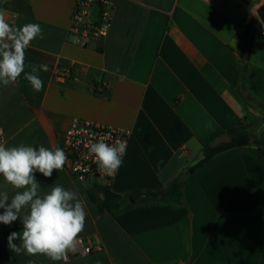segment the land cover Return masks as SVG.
<instances>
[{
	"label": "crops",
	"instance_id": "1",
	"mask_svg": "<svg viewBox=\"0 0 264 264\" xmlns=\"http://www.w3.org/2000/svg\"><path fill=\"white\" fill-rule=\"evenodd\" d=\"M109 34L76 43L70 29L75 0H0L10 23H37L44 39L26 51V68L39 71L42 91L21 76L0 85V126L6 147H62L73 118L132 130L116 179L81 183L65 168L37 173L42 193L59 184L76 191L87 212L85 228L100 249L59 262L43 254L13 253L8 236L20 220L0 223V264H264V153L251 144L225 150L193 172L205 146L221 132L246 126L264 139V33L249 57L240 50L247 25L264 0H115ZM95 14L92 15V18ZM263 24V23H262ZM73 66L61 82L58 69ZM110 81L108 93L93 87ZM209 123L211 127H209ZM184 177L183 207L138 205L119 214L101 209L103 187L126 195L168 186ZM0 191L15 189L0 176ZM146 196V195H144ZM3 209H0L2 214ZM19 243V241H14Z\"/></svg>",
	"mask_w": 264,
	"mask_h": 264
},
{
	"label": "clouds",
	"instance_id": "2",
	"mask_svg": "<svg viewBox=\"0 0 264 264\" xmlns=\"http://www.w3.org/2000/svg\"><path fill=\"white\" fill-rule=\"evenodd\" d=\"M37 38L44 39L39 24L10 23L0 10V85L17 84L23 75L34 91H42L44 81L39 71L47 72V65H29L30 71H25L26 51ZM126 149L125 141L109 144L99 140L88 146L98 169L108 176H114L119 170ZM66 160L60 147L0 144V176L16 190L11 198L7 191H0V209H3L0 223L11 225L20 220L23 226L22 231L12 232L7 238L13 253L43 254L59 262L77 250L78 238L86 223L84 201L76 191L59 184L42 193L41 183L36 179L37 173L51 178L54 171L64 169Z\"/></svg>",
	"mask_w": 264,
	"mask_h": 264
},
{
	"label": "built area",
	"instance_id": "3",
	"mask_svg": "<svg viewBox=\"0 0 264 264\" xmlns=\"http://www.w3.org/2000/svg\"><path fill=\"white\" fill-rule=\"evenodd\" d=\"M76 10L74 21L71 26V35L76 37V43L87 47L90 40H103L109 34L113 22V14L116 9L115 0H75ZM94 17L92 18V15ZM264 25V24H263ZM264 33V32H263ZM74 68L69 65L58 69L55 73L57 80L68 81L73 77ZM112 88L110 81L98 82L93 91L97 95L108 93ZM132 137V130L117 128L102 123H96L87 119L75 117L72 119L65 135L62 149L67 160L65 168L77 181L81 183L104 182L111 184L117 177L119 170L114 176H108L98 169L94 157L90 154L88 146L92 142L104 140L109 144L117 141H125L127 149ZM6 143L4 129L0 126V144ZM126 149V152H127ZM126 155V153H125ZM125 155L122 159H124ZM90 237L78 238L77 250L67 254L68 259L86 257L99 250Z\"/></svg>",
	"mask_w": 264,
	"mask_h": 264
},
{
	"label": "trees",
	"instance_id": "4",
	"mask_svg": "<svg viewBox=\"0 0 264 264\" xmlns=\"http://www.w3.org/2000/svg\"><path fill=\"white\" fill-rule=\"evenodd\" d=\"M264 11V5L261 8V12ZM264 25L259 21L258 18L253 19L247 25L246 39L242 44L240 55L245 57V51L249 43V39L256 35H263ZM258 104L264 109V101L258 102ZM231 134V141L228 143L221 144L216 148H211L210 145L213 142L210 141L205 146L206 156L201 159L195 165L191 166L188 171L193 172L203 164L208 162L213 156L219 154L225 150L248 146L255 144L260 147L264 153V139L257 138L253 139V134L249 131L246 126L235 127L227 131L221 132L222 134ZM217 136V137H218ZM184 177L179 176L168 186H160L152 190H138L132 193L122 195L113 193L109 187H103L102 191L105 195L103 204L100 205L101 209L108 210L114 214H119L129 209H132L138 205H151V204H171L173 206V213L176 220H181L188 214V210L184 208ZM146 195V196H144Z\"/></svg>",
	"mask_w": 264,
	"mask_h": 264
},
{
	"label": "water",
	"instance_id": "5",
	"mask_svg": "<svg viewBox=\"0 0 264 264\" xmlns=\"http://www.w3.org/2000/svg\"><path fill=\"white\" fill-rule=\"evenodd\" d=\"M259 17H260V20L262 21V23L264 24V11H262L259 14ZM252 42H253V38H250L249 39V43H248L247 48H246V51H245V56L246 57H249L250 56ZM263 128H264V125H263ZM230 141H231V134H229V133L222 134V135L216 137L213 140V142L211 143L210 147L211 148H216L217 146H219L221 144H224V143H228ZM205 156H206V153H204L199 160L205 158Z\"/></svg>",
	"mask_w": 264,
	"mask_h": 264
},
{
	"label": "rangeland",
	"instance_id": "6",
	"mask_svg": "<svg viewBox=\"0 0 264 264\" xmlns=\"http://www.w3.org/2000/svg\"><path fill=\"white\" fill-rule=\"evenodd\" d=\"M260 120H261L260 123H257V125H256L257 127H254L255 131L258 130V127H260L259 124L264 125V110L262 111V116H261ZM202 154H204V153H202Z\"/></svg>",
	"mask_w": 264,
	"mask_h": 264
}]
</instances>
